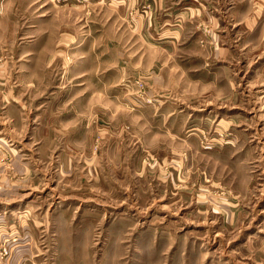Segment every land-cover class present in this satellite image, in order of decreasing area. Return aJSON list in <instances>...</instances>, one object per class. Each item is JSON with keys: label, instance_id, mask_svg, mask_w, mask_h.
<instances>
[{"label": "rangeland", "instance_id": "374dc122", "mask_svg": "<svg viewBox=\"0 0 264 264\" xmlns=\"http://www.w3.org/2000/svg\"><path fill=\"white\" fill-rule=\"evenodd\" d=\"M0 1V264H264V54L167 44L156 0Z\"/></svg>", "mask_w": 264, "mask_h": 264}, {"label": "crops", "instance_id": "0c3cea01", "mask_svg": "<svg viewBox=\"0 0 264 264\" xmlns=\"http://www.w3.org/2000/svg\"><path fill=\"white\" fill-rule=\"evenodd\" d=\"M127 1L132 9L145 0ZM156 2L168 11L165 19L166 28L161 32V35L166 34L167 44L171 43L175 47L177 42L187 41L189 38L196 42L199 35L196 26L203 21L212 29L210 35L206 37L208 43L202 47L196 43L198 47L194 48L195 51L191 55L227 56L231 54L225 41L230 39L232 28H235L238 33V50L248 56V64L255 60L252 57L264 54V0H156ZM2 5L4 2L0 1L1 9ZM220 6H222L221 13L218 12ZM2 14L3 11L0 10V20ZM125 21L130 40L140 42L149 52H157L159 42L155 44L152 42L154 37L147 35L145 22L140 17L126 14ZM169 34L172 35L171 39H167ZM263 66L264 59L258 62V70L261 71ZM220 72L225 71L221 68L216 69V76H214L216 79L219 78Z\"/></svg>", "mask_w": 264, "mask_h": 264}]
</instances>
